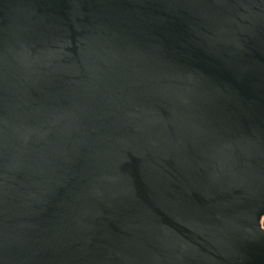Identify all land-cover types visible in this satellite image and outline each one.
Segmentation results:
<instances>
[{
    "label": "water",
    "instance_id": "1",
    "mask_svg": "<svg viewBox=\"0 0 264 264\" xmlns=\"http://www.w3.org/2000/svg\"><path fill=\"white\" fill-rule=\"evenodd\" d=\"M264 0H0V264H264Z\"/></svg>",
    "mask_w": 264,
    "mask_h": 264
},
{
    "label": "built area",
    "instance_id": "2",
    "mask_svg": "<svg viewBox=\"0 0 264 264\" xmlns=\"http://www.w3.org/2000/svg\"><path fill=\"white\" fill-rule=\"evenodd\" d=\"M260 224H261V227L264 229V216L261 217Z\"/></svg>",
    "mask_w": 264,
    "mask_h": 264
}]
</instances>
